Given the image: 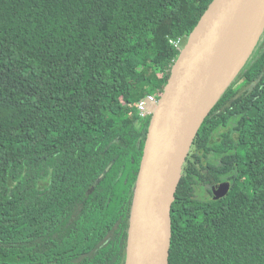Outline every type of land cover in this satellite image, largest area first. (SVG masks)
<instances>
[{
	"label": "trees",
	"instance_id": "trees-1",
	"mask_svg": "<svg viewBox=\"0 0 264 264\" xmlns=\"http://www.w3.org/2000/svg\"><path fill=\"white\" fill-rule=\"evenodd\" d=\"M212 2L0 0V264H124L151 120L136 104ZM262 33L194 140L169 264H264Z\"/></svg>",
	"mask_w": 264,
	"mask_h": 264
},
{
	"label": "water",
	"instance_id": "water-1",
	"mask_svg": "<svg viewBox=\"0 0 264 264\" xmlns=\"http://www.w3.org/2000/svg\"><path fill=\"white\" fill-rule=\"evenodd\" d=\"M261 4L260 29L229 84L216 88L228 44L247 12ZM264 28V0H213L190 34L151 116L132 205L124 264H169L171 212L201 125L245 65ZM230 182L212 187L222 199Z\"/></svg>",
	"mask_w": 264,
	"mask_h": 264
},
{
	"label": "bare ground",
	"instance_id": "bare-ground-1",
	"mask_svg": "<svg viewBox=\"0 0 264 264\" xmlns=\"http://www.w3.org/2000/svg\"><path fill=\"white\" fill-rule=\"evenodd\" d=\"M261 4L242 18L223 56L216 79L217 90H224L244 63L260 29Z\"/></svg>",
	"mask_w": 264,
	"mask_h": 264
},
{
	"label": "built area",
	"instance_id": "built-area-1",
	"mask_svg": "<svg viewBox=\"0 0 264 264\" xmlns=\"http://www.w3.org/2000/svg\"><path fill=\"white\" fill-rule=\"evenodd\" d=\"M161 95L162 94L160 92L147 95L136 104L137 109L139 110V113L142 117L147 118L153 115L154 110L151 109V105H155L157 107Z\"/></svg>",
	"mask_w": 264,
	"mask_h": 264
},
{
	"label": "flooded vegetation",
	"instance_id": "flooded-vegetation-1",
	"mask_svg": "<svg viewBox=\"0 0 264 264\" xmlns=\"http://www.w3.org/2000/svg\"><path fill=\"white\" fill-rule=\"evenodd\" d=\"M223 182H229V181L225 180V181H222L220 183H223ZM217 184H219V183H217ZM215 185H210L209 187L202 186L201 187L202 190L201 189L199 190V194H201V196L205 199L215 198L213 193H212V187Z\"/></svg>",
	"mask_w": 264,
	"mask_h": 264
},
{
	"label": "rangeland",
	"instance_id": "rangeland-1",
	"mask_svg": "<svg viewBox=\"0 0 264 264\" xmlns=\"http://www.w3.org/2000/svg\"><path fill=\"white\" fill-rule=\"evenodd\" d=\"M262 34H263V33H262ZM260 37H261V40H262V39H263L262 35H261ZM259 39H260V38H259ZM261 40H260V41H261ZM258 44H259V43H258ZM256 48H257V47H256ZM156 108H157V107H156L155 105H151V109H153L154 111L156 110ZM212 160H213V161H216V158L213 157Z\"/></svg>",
	"mask_w": 264,
	"mask_h": 264
}]
</instances>
